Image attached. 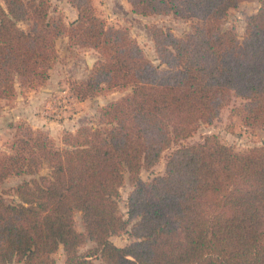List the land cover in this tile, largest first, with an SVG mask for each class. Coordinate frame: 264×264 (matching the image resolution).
<instances>
[{
	"label": "trees",
	"instance_id": "trees-1",
	"mask_svg": "<svg viewBox=\"0 0 264 264\" xmlns=\"http://www.w3.org/2000/svg\"><path fill=\"white\" fill-rule=\"evenodd\" d=\"M67 1L78 13L69 24L50 15V0H0V102L47 84L61 38L97 57L70 85L79 101L131 93L60 145L25 124L0 154V264H264V146L239 152L216 135L195 139L226 109L264 129V0L242 41L223 25L253 0H126L135 14L193 23L183 38L153 29L157 65L107 26L94 0ZM162 159L165 173L144 182L141 172ZM12 178L23 181L4 188ZM122 234L130 243L120 247L112 238Z\"/></svg>",
	"mask_w": 264,
	"mask_h": 264
},
{
	"label": "rangeland",
	"instance_id": "rangeland-1",
	"mask_svg": "<svg viewBox=\"0 0 264 264\" xmlns=\"http://www.w3.org/2000/svg\"><path fill=\"white\" fill-rule=\"evenodd\" d=\"M50 2L52 17H61L66 24L74 21H71L70 17L72 6L67 0H50ZM93 3L97 14L107 26L128 32L141 47L145 56L156 65L159 61L153 42L155 27L164 28L181 38L192 30L191 21L176 18L174 15L135 14L126 0H94ZM260 7V0L240 3L230 11L223 27L233 30L242 41L246 31V18L258 12ZM23 27L26 26L23 25ZM63 39L57 42L58 59L51 70V77L47 84L34 90L18 89L14 99L0 102V154L9 151L8 147L25 124L34 130L48 134L57 145H60L63 135L71 132L63 128L64 122L72 121L79 124L76 130L85 125L96 126L102 108L131 93V89L105 91L95 99L87 100L84 106H79V101L74 96L70 85L75 80L84 81L90 76L96 62V55L87 50L69 49L68 44L62 41ZM205 135H216L223 143L239 152L264 146V129L243 125L239 118L230 113V109H226L214 125H202L195 134V139ZM165 163V159H162L152 171L143 170L141 172L143 181L150 183L155 176L163 175ZM22 181L23 178H12L4 184V188H10ZM132 191L133 186L129 176L126 175L120 199V211L125 219H127L128 198ZM75 224L78 231H84L80 213H76ZM112 241L120 247L130 243L127 234L115 236ZM91 246L92 244L88 243L81 251L85 252ZM55 258L58 263L64 262L62 249Z\"/></svg>",
	"mask_w": 264,
	"mask_h": 264
},
{
	"label": "crops",
	"instance_id": "crops-1",
	"mask_svg": "<svg viewBox=\"0 0 264 264\" xmlns=\"http://www.w3.org/2000/svg\"><path fill=\"white\" fill-rule=\"evenodd\" d=\"M71 7V6H70ZM70 13H71V21H73V20H75L76 18H77V16H78V13H77V10L75 9V8H73V7H71V11H70ZM64 43H67V39L66 38H64L63 40H62ZM92 52V51H91ZM93 53V52H92ZM94 55V54H93ZM97 60V58L95 57V61ZM79 101V100H78ZM86 102H88V101H79L78 102V104H79V106H84L85 104H86ZM78 125L79 124H77L76 122H64L63 123V128H66L67 130H69V131H71V132H75V130H76V128L78 127ZM41 127H44V126H41ZM47 129H48V127H46Z\"/></svg>",
	"mask_w": 264,
	"mask_h": 264
}]
</instances>
